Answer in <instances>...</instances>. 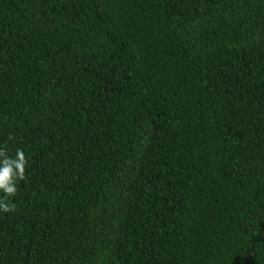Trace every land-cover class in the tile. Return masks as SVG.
<instances>
[{
	"label": "trees",
	"instance_id": "16d2710c",
	"mask_svg": "<svg viewBox=\"0 0 264 264\" xmlns=\"http://www.w3.org/2000/svg\"><path fill=\"white\" fill-rule=\"evenodd\" d=\"M0 146V264H264V0H0Z\"/></svg>",
	"mask_w": 264,
	"mask_h": 264
},
{
	"label": "clouds",
	"instance_id": "9594fccd",
	"mask_svg": "<svg viewBox=\"0 0 264 264\" xmlns=\"http://www.w3.org/2000/svg\"><path fill=\"white\" fill-rule=\"evenodd\" d=\"M11 140L12 137L9 136ZM29 158L22 149L9 154L0 146V213H11L15 209L13 200L20 182L25 181Z\"/></svg>",
	"mask_w": 264,
	"mask_h": 264
}]
</instances>
